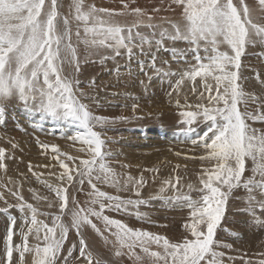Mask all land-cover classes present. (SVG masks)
I'll use <instances>...</instances> for the list:
<instances>
[{
  "label": "snow or ice",
  "instance_id": "6c2138e0",
  "mask_svg": "<svg viewBox=\"0 0 264 264\" xmlns=\"http://www.w3.org/2000/svg\"><path fill=\"white\" fill-rule=\"evenodd\" d=\"M135 2L120 0L122 7L115 9L97 7L90 0H71L65 12V0H0V123L5 122L6 103L18 100L29 113L39 112L41 118L47 116L58 126H65L62 134L73 129L74 135L67 138L79 141V152L84 154L71 156L61 153L56 145H42L44 149L51 147L58 157L56 163L62 171L56 179L68 185L45 182L59 202V214L41 212L25 200L19 188L13 191L17 203L5 201L0 213L19 211L20 227L17 230V218L9 215L0 264H29L28 255L31 264H69L77 247L74 242L66 248L70 230L78 239L76 264H115L94 252L86 236L89 229L110 245L108 251L114 250L116 257L127 255L136 264H227L235 257L221 249L232 250V245L218 238V229L230 197L241 199L236 192L244 189L243 210L253 220L257 209L264 212V126L256 127L257 122L264 125V74L254 70L260 87L248 90V77L243 72L248 50H264V0L255 4L248 0H160L152 15L142 7H133ZM161 11L170 15L157 17ZM177 42L187 47L174 48L172 55L185 67L176 72L169 69L168 74L179 76L176 89L190 81L192 93L200 97L194 106L185 104L190 110H181L179 117L189 126L192 144L206 151L199 159L208 160L212 166L199 175L197 198L177 188L182 177L161 180L155 198L165 203L183 202L189 208L183 232L173 239L133 228L106 214L128 213L147 201L111 195L100 185L118 191L135 190L146 180L126 176L122 181L110 166L113 153L107 148V126L127 118L95 115L83 102L93 97L81 88L78 77L83 65L103 64L121 56L129 62L137 59L143 71L144 62L138 57L150 55L149 67L160 72L157 53ZM91 83L94 85L95 80ZM176 106L181 108L179 99ZM7 158L6 149L0 147V169L6 167ZM169 187L176 193L171 197L164 195ZM30 191L34 199L48 200ZM75 193H83L85 199L81 201ZM135 194L140 195L138 191ZM48 207L54 204L48 202ZM135 215L143 217L138 210ZM49 217L51 223L46 222ZM258 257L256 264H264V252ZM245 264L253 262L246 260Z\"/></svg>",
  "mask_w": 264,
  "mask_h": 264
},
{
  "label": "rangeland",
  "instance_id": "374dc122",
  "mask_svg": "<svg viewBox=\"0 0 264 264\" xmlns=\"http://www.w3.org/2000/svg\"><path fill=\"white\" fill-rule=\"evenodd\" d=\"M90 2L95 3L97 7H106L107 5L108 8L115 9L122 7L120 0H90ZM248 2L255 4L256 0H248ZM69 3L71 0H65L63 11L67 12ZM132 6L142 7L152 15V8L159 7L160 0H136ZM155 15L162 17L168 16L170 13L161 11ZM186 47L184 42H177L175 45L169 43L168 47L160 50L157 53L159 57L156 61L157 68L162 69L160 72L149 67L152 62L150 55L138 57L140 61L144 62L143 71H141L137 59H132L129 62L126 56H121L109 59L103 64L96 61L83 65L85 68L82 66L83 70L78 77L81 88L90 97H93V99H85L83 102L89 105L95 115L127 118L115 120L107 126L106 135L110 138L107 148L113 153L109 160L110 166L122 181L126 176L136 179L143 176L146 180L143 187L135 190L120 188L118 191L115 187L100 185L101 190L111 195H119L124 199L147 201L138 209H130L128 213H108L114 218L127 222L128 225L131 223L132 225L129 226L133 228L148 229L150 232L161 233L173 239L180 237L183 232V225L189 218V208L183 202L165 203L155 198L161 186V180L178 175L183 178L177 185L180 192L197 198L199 194L196 189L201 187L199 175L204 168L212 166L208 160L199 159L200 156L206 155V151L203 147L192 144L193 137L187 132L189 126L183 124L179 117L181 110H190L184 105L194 106L200 98L199 94L192 93V82L190 81L176 89V81L179 76L168 74L169 69L171 72H176L177 69L185 67L184 62L177 60L172 52L174 48L182 50ZM252 49L250 48L243 58V72L248 77L246 83L248 90L260 87L258 81L254 79V70H259L264 74V59L260 58L261 55H264V50L260 47ZM188 59L191 60L190 55ZM162 61L168 63L163 64ZM93 79L95 80L94 85L91 83ZM196 86L200 91H203L199 82ZM169 93L172 95L170 96ZM206 96L207 94H205L204 102H206ZM140 99L145 100L142 102ZM177 99L181 101V108L176 106ZM133 105H136L135 110ZM261 126L264 125L256 123V127ZM64 131L65 126H58L47 116L41 118L39 112L29 113L23 107L22 102L18 100L6 103L5 122L0 123V147L6 149L8 158L5 160L6 167L0 169V196L4 198L0 200V208L6 206L5 201L9 204L17 203L12 192L19 188L25 200L32 203L41 212L59 214V202L55 194L49 192L45 187V182L53 186L67 187L68 185L66 183L61 185L60 181L56 179L62 171L56 163L58 157L52 152L51 147L44 149L42 145H56L61 153L71 156L84 155L79 152L82 147L81 143L73 142L67 138L68 135H74L73 129H67L66 134H62ZM13 143L17 145L15 149L11 147ZM29 162L32 171H29ZM65 162L67 163V161ZM45 165L47 167H44ZM33 172L36 175H33ZM189 184L192 185V189L188 188ZM30 190H35L37 197H47L48 200L34 199L33 192ZM73 191L70 189V192ZM137 191L140 193L139 196L135 194ZM75 194L81 201L85 199L83 193ZM174 194L176 193L169 187L164 195L171 197ZM236 196L241 199L230 197L226 206L225 218L218 229V238L224 243L231 244L232 250H221L225 251L227 255L235 257L227 264H245L246 260H251L253 264H256L259 259L258 253L264 252V226H261L264 224V212L257 209L256 218L253 220L243 210L246 207L244 200L246 190L240 189L236 192ZM48 202H52L54 207L49 208ZM137 210L143 214L142 218H137L135 215ZM9 215L17 218V230L20 227L21 213L19 211L11 210L9 213H0V249L3 248V236L8 226ZM39 218L45 219L43 216ZM46 222L51 223L50 217ZM98 226L103 227L99 223ZM105 235L108 234L105 233ZM86 236L92 249L99 254L104 253L102 257L104 256L106 260H113L115 264H136L127 255L116 257L114 250L109 252L110 245H106L103 238L91 229L88 230ZM15 239L19 242L20 237L17 236ZM110 239L112 238L110 237ZM74 242L77 247L69 264H76L75 258L79 256L76 233L74 230H70L66 248L71 247ZM30 243H34V241L30 240ZM153 250L158 249L153 246ZM136 251L140 250L136 249ZM64 254L67 255L66 249ZM27 259L31 264L30 255L27 256Z\"/></svg>",
  "mask_w": 264,
  "mask_h": 264
},
{
  "label": "bare ground",
  "instance_id": "6f19581e",
  "mask_svg": "<svg viewBox=\"0 0 264 264\" xmlns=\"http://www.w3.org/2000/svg\"><path fill=\"white\" fill-rule=\"evenodd\" d=\"M146 1V0H145ZM102 2H104V1H102ZM149 2V1H148ZM147 2V3H148ZM105 3V2H104ZM149 3H151V2H149ZM146 4V3H145ZM152 4V3H151ZM106 5V4H105ZM108 6V5H107ZM106 6V7H107ZM147 7V6H146ZM108 8V7H107ZM252 49V48H251ZM253 50V49H252ZM159 57V56H158ZM255 59V58H254ZM157 63V62H156ZM158 63H161V62H158ZM183 64V63H182ZM185 65V64H184ZM84 67V66H83ZM160 67V66H159ZM85 68V67H84ZM87 68V67H86ZM85 72V71H84ZM81 79V78H80ZM137 95V94H136ZM127 96V95H126ZM129 97V96H128ZM144 97V96H143ZM139 98V97H138ZM138 100V99H137ZM140 100H142V102L145 100H143V99H140ZM137 102H139V101H137ZM141 102V103H142ZM145 103V102H144ZM96 113V112H95ZM114 125V124H113ZM135 157V156H134ZM171 157V156H170ZM174 159V158H173ZM124 160V159H123ZM106 214H108V215H110L111 216V214H109V213H106ZM113 217V216H112ZM263 217V216H262ZM264 220V219H263ZM125 222V221H124ZM132 222V221H131ZM127 223V222H126ZM131 224V223H130ZM129 224V225H130ZM159 224V223H158ZM132 225V224H131ZM162 225V224H161ZM134 226V225H133ZM148 230V229H147ZM149 231V230H148ZM162 232V231H161ZM163 233V232H162ZM161 234V233H160ZM164 234V233H163ZM96 242V241H95ZM94 246H96V245H94ZM109 246V245H108ZM107 247V246H106ZM264 247V246H263ZM101 249V248H100ZM94 252H96V251H94ZM102 252V251H101ZM104 252V251H103ZM110 252V251H109ZM139 252V251H138ZM96 253H98L99 254V252H96ZM104 254V253H103ZM103 254H99L100 256H102ZM112 254V253H111ZM104 257V256H103ZM105 258V257H104ZM242 264V263H241Z\"/></svg>",
  "mask_w": 264,
  "mask_h": 264
}]
</instances>
